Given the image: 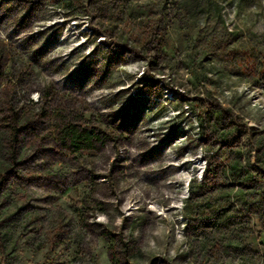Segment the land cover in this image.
<instances>
[{"label":"rangeland","instance_id":"rangeland-1","mask_svg":"<svg viewBox=\"0 0 264 264\" xmlns=\"http://www.w3.org/2000/svg\"><path fill=\"white\" fill-rule=\"evenodd\" d=\"M0 264H264V0H0Z\"/></svg>","mask_w":264,"mask_h":264},{"label":"trees","instance_id":"trees-1","mask_svg":"<svg viewBox=\"0 0 264 264\" xmlns=\"http://www.w3.org/2000/svg\"><path fill=\"white\" fill-rule=\"evenodd\" d=\"M77 131L78 130L74 129L73 126H68V127H66L65 135L71 139L73 138L75 141L77 140L78 143L81 142L84 145V147H88V144L93 137L92 132L84 131L83 134H77ZM15 136H16V133H14V138H15ZM168 162H169L170 168L172 167V169H176L178 167V165L176 166L172 162V159H168Z\"/></svg>","mask_w":264,"mask_h":264}]
</instances>
